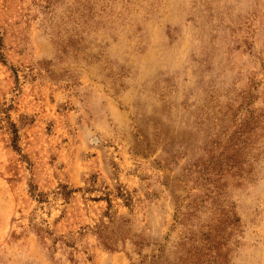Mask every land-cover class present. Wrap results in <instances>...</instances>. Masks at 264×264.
Returning a JSON list of instances; mask_svg holds the SVG:
<instances>
[{"label": "rangeland", "instance_id": "374dc122", "mask_svg": "<svg viewBox=\"0 0 264 264\" xmlns=\"http://www.w3.org/2000/svg\"><path fill=\"white\" fill-rule=\"evenodd\" d=\"M0 264H264V0H0Z\"/></svg>", "mask_w": 264, "mask_h": 264}]
</instances>
